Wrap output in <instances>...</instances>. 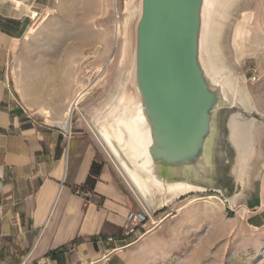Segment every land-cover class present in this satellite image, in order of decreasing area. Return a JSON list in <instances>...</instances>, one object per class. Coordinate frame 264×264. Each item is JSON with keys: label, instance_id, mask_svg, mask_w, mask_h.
<instances>
[{"label": "rangeland", "instance_id": "1", "mask_svg": "<svg viewBox=\"0 0 264 264\" xmlns=\"http://www.w3.org/2000/svg\"><path fill=\"white\" fill-rule=\"evenodd\" d=\"M34 12L39 16L10 63L22 104L38 124L57 126L50 121L67 119L68 125H58L72 127L71 134L91 133L121 182L140 199L141 207L132 211L147 207L122 174L94 119L126 81L127 0H56L45 13ZM217 20L214 13L212 61L216 60L213 23ZM220 36V58L250 100V109L243 104L237 108L249 164L245 184H239L237 147L229 168L232 189L186 195L151 210L149 222L158 231L155 239L131 254H127L130 244L114 246L112 250H121L109 251L115 255L113 262L104 259L93 264H264V223L256 229L248 218L264 209V0H235ZM40 107L50 111V119L41 116ZM121 236H114L115 242L128 238L123 231ZM108 238L98 237L97 242H108Z\"/></svg>", "mask_w": 264, "mask_h": 264}, {"label": "crops", "instance_id": "2", "mask_svg": "<svg viewBox=\"0 0 264 264\" xmlns=\"http://www.w3.org/2000/svg\"><path fill=\"white\" fill-rule=\"evenodd\" d=\"M55 1L0 0V264L111 263L114 246L130 244L131 254L158 232L148 222L118 242H97L121 236L140 199L121 182L91 133L71 134L72 127L58 125H68L67 119L50 121L57 126L38 124L22 104L10 63L39 16L32 12L45 13ZM90 177L92 195L77 194ZM262 212L248 215L256 229L264 223Z\"/></svg>", "mask_w": 264, "mask_h": 264}, {"label": "water", "instance_id": "3", "mask_svg": "<svg viewBox=\"0 0 264 264\" xmlns=\"http://www.w3.org/2000/svg\"><path fill=\"white\" fill-rule=\"evenodd\" d=\"M217 2L137 0L130 84L137 97L132 118L140 130L138 162L161 187H192L171 198L157 191L144 195L135 184L150 210L186 195L232 189L229 168L237 152L232 122L241 115V102L224 85V77H213L210 36L208 44L204 40V32L212 30ZM112 143L117 162L134 170L118 143Z\"/></svg>", "mask_w": 264, "mask_h": 264}, {"label": "bare ground", "instance_id": "4", "mask_svg": "<svg viewBox=\"0 0 264 264\" xmlns=\"http://www.w3.org/2000/svg\"><path fill=\"white\" fill-rule=\"evenodd\" d=\"M235 0H218L217 7L219 10L215 9V14L218 15V20L213 23L215 28L214 34V46H215V55L216 60L211 61L210 70L213 77L218 80L224 77V85L233 92L235 97L240 99L241 104L250 109V104L245 93L238 87L237 79L226 69L221 58H220V34L223 28V21L226 19L227 13L230 11ZM209 0H206L205 6H207ZM217 10V11H216ZM140 11V6L137 4V0H127V12L129 18L126 20L125 25V34L128 36V41H125V51L123 63L125 64V74L126 81L122 83L120 91L117 96L111 101V103L106 107L105 111L96 113L95 120H97L102 125V136L105 142L107 143V148L110 147L112 150L113 157L119 158L118 152L113 147V140L118 143L121 150L130 160L134 166V170L129 169L123 161H120L119 167L122 170V174L126 178L127 182L135 188V184L138 189L144 194L152 193L157 191L161 193L164 197L167 194H170V197H178L181 193H185L188 189H192L189 185H176L172 187H161L153 182L152 177L144 173L139 164V159L142 157V151L139 147V134L140 130L135 120L132 118L133 112L136 107L137 97L136 93L131 90L130 77L133 73V63H134V48H133V39H132V26L133 21L137 14ZM248 24V23H247ZM250 24V23H249ZM248 24V25H249ZM245 25V24H244ZM248 27V26H247ZM246 28V26H245ZM248 29V28H247ZM239 30V29H238ZM243 30V29H242ZM237 31V30H236ZM241 31V30H240ZM239 31V32H240ZM209 33V34H208ZM211 31L204 32V40L208 44V35L210 36V43L212 44V34ZM246 38V36H244ZM243 39V38H242ZM241 41V39H240ZM209 51L208 49L206 50ZM125 60V61H124ZM132 70V71H131ZM77 104L79 103L76 102ZM71 108L69 107L66 113V116H69ZM39 113L45 118H51V113L48 109L40 107ZM49 122V121H48ZM242 129L239 128L237 118H233L232 122V139L235 145L239 148V184H245V178L248 175L247 171V157L245 153V147L242 142ZM109 149V148H108ZM120 159V158H119ZM247 162V164H246ZM249 165V164H248ZM136 189V188H135ZM239 196H236L238 198ZM166 201H163L162 204H165ZM212 205L217 206L216 203Z\"/></svg>", "mask_w": 264, "mask_h": 264}, {"label": "built area", "instance_id": "5", "mask_svg": "<svg viewBox=\"0 0 264 264\" xmlns=\"http://www.w3.org/2000/svg\"><path fill=\"white\" fill-rule=\"evenodd\" d=\"M79 195H83L85 197H90L92 195L91 191L85 190L82 188H77L75 191ZM150 209L146 206H142L141 210H136V211H130L126 217L125 224L123 226V234L124 236H132L134 235L138 228L146 223H148L152 215L150 214ZM108 242H115L114 237H109ZM121 248H116L113 251V253L120 251Z\"/></svg>", "mask_w": 264, "mask_h": 264}, {"label": "trees", "instance_id": "6", "mask_svg": "<svg viewBox=\"0 0 264 264\" xmlns=\"http://www.w3.org/2000/svg\"><path fill=\"white\" fill-rule=\"evenodd\" d=\"M94 174H96V171L93 168L92 175H94ZM93 183H94V179H93V177H90L89 180L87 181V183L84 186H82L81 188L92 190Z\"/></svg>", "mask_w": 264, "mask_h": 264}]
</instances>
